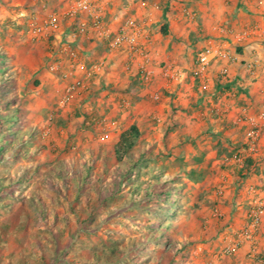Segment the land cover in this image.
Here are the masks:
<instances>
[{"label":"rangeland","instance_id":"rangeland-1","mask_svg":"<svg viewBox=\"0 0 264 264\" xmlns=\"http://www.w3.org/2000/svg\"><path fill=\"white\" fill-rule=\"evenodd\" d=\"M73 1L0 0V119L4 124L0 126V264H71L70 260L74 264H264V213L253 237L243 235L251 210L264 204L259 184L251 181L256 179L254 172L247 174L251 163L247 168L242 165L257 150L258 140L251 149V138L244 133L245 143L238 142L241 150H236L217 141L212 131L198 139L194 152H208L214 144L218 154L233 152L237 157L215 159L208 154L196 162L187 159L192 151L188 144L182 146V139L194 129L186 127L189 117L174 112L182 115L175 122L171 113L161 111L168 101L170 106L178 103L175 99L180 96H172L168 86L181 84L187 74L195 80V75L182 54L178 59L174 55L159 60L156 51L145 47L149 42L145 32L150 28L154 40L161 33L165 38L162 26L173 12V26L182 30L176 31L175 50H188L191 60L207 40L230 43L235 51L240 46L259 59L264 57V0H134L138 13L118 14V22L126 15L140 22L145 50L159 62L156 65L174 60L182 69L179 80L159 84L157 99L150 96L156 89L149 87L159 78L146 82L136 67L127 87L114 86L111 78L128 73L125 62L108 66L111 55L120 50L106 45L96 56L83 48L87 55L82 57L79 45L78 49L68 46L72 37L63 32L74 20L61 18L57 31L31 34V27L49 12L61 17ZM93 1L101 9L103 24L112 0ZM217 24L235 32L255 29L257 33L239 42L223 34L200 37ZM95 32L89 29L79 37ZM98 61H104L102 70L90 76L71 67L77 62L89 67ZM54 65L56 69H51ZM193 65L194 71L195 59ZM218 65L227 62L214 66ZM76 77L82 78L84 86L62 104L66 87ZM131 124L140 130L133 153L139 161L128 181L113 176L116 162L112 164L109 153ZM195 130L200 133L198 127ZM190 164L197 173L188 168ZM262 166L264 160L257 172L264 171ZM234 181L239 183L237 189ZM149 191L154 198L148 199ZM91 205L96 206L93 219H88L92 231L86 232L79 220L90 213ZM154 233L160 235L157 241H141L143 235ZM235 242L236 249L227 253V246ZM68 249V256H63ZM98 254L110 263L95 258Z\"/></svg>","mask_w":264,"mask_h":264},{"label":"crops","instance_id":"crops-1","mask_svg":"<svg viewBox=\"0 0 264 264\" xmlns=\"http://www.w3.org/2000/svg\"><path fill=\"white\" fill-rule=\"evenodd\" d=\"M133 1L134 0L110 1L106 6L107 10L105 11V13L106 16L108 15V17L104 19L105 21L103 23V29L114 31L119 23L115 20V18L118 17V14H129L133 11L134 13H138V10H136V3ZM154 3L157 4L156 2ZM141 6L143 5L141 4ZM172 13L170 12L171 16L173 15ZM139 14L141 16L147 15L144 11H139ZM152 15H154V13H152L151 16ZM167 16L168 18L164 20L166 26L165 38H162L163 34L161 33L159 36H157L156 34L154 40L151 36L152 28H150V31L145 32L149 40V42L145 43V47L147 46L148 50H153L154 53L156 51L155 54H157L156 56L159 60L168 58L169 56H172L171 58H173L174 55L178 59V56L182 54L183 57L185 56L184 59L187 58L188 63L186 62V67L195 75V80H193L194 78H192V76H189V74H187V76H185L187 78H183V82H181V84L168 86L169 89L167 91H170V94L172 93V96L176 93H179L180 96H177V98L175 99L178 103L172 104L173 106H170V101H168V105L163 106L164 112H161L164 114L171 113V116L174 118L175 122L179 121L182 115L176 116L174 112L187 114L189 118L187 119L186 127H192L194 129H189L185 133L184 138L182 139V146L183 144H188V146L191 147L192 154L189 155L188 153L186 154V157L190 161L193 160L195 162L201 159V157L203 159L205 155L208 156V154H210V157H214L215 159H220L223 156L231 158L232 155L233 157H237L236 154H233V152L228 155L218 154V149H216V146H214V144L210 146L208 152L204 151L200 154L194 152V146L198 143V139H203L205 134H210V132L214 131V134L218 137L217 141L226 144H232L233 149L241 150L240 145L245 143L244 141H242L243 134L246 133V136H249V127L251 126V123L248 118L254 117L258 123L262 122L263 125L260 129L262 130V132L261 134L259 133L260 136L259 139H257L258 148H256V151L250 152L248 154V157L251 159V166L248 168L247 174L254 172L253 175L256 179L253 180L251 178V181L256 185L259 184V190H262V194L264 195V171L260 170V172H257L259 170V162L261 160H264V57L262 56L258 59L256 55H248L247 51L241 50L240 52H238L236 50V53L238 54V61L227 63V73L225 75L220 73V65L214 66L213 64H211L206 67V73L200 76L196 74L192 69V67L194 66L193 60L196 58L192 57L191 60L188 50H175V47L177 45L176 38H179V36L176 34V31L181 32L182 30H178V28L176 27L174 28L173 18L168 14ZM125 17H127V15ZM153 21H155V19ZM144 24H146V22ZM152 26L155 30L156 26L154 24H152ZM221 28L225 29V26H221L220 24L214 25L210 28V30H207L209 31L207 32V34H203V36L200 35V37H202L203 40H206L209 37L217 36L218 34L228 35L226 34V32H221ZM69 29V26H67V28H64L63 34L65 36L70 35ZM80 37L77 39L71 38L72 43H70L68 46L76 48L79 45V47L83 51L81 54L82 57L84 56V54L85 56L87 55L83 48L87 50L89 49V51L93 52L96 56V52L103 53V51H105L107 39L101 33L95 32L91 36L88 35ZM158 51L160 52V54H158ZM126 57V50L121 49L120 51H117L115 52V54L111 55V58L108 61V66L114 64L113 62L117 60L121 61L122 63L125 62V64H128ZM131 66L127 71L128 73L122 75L123 78H120V76L118 75L115 79L111 78V81L114 82V86L123 88L129 85V80L133 79V68L136 67V63H131ZM250 66L253 67L251 68ZM108 75H110V73H107L105 75V78L106 76L108 77ZM163 82L164 81L160 78L154 80L149 89L151 90L155 88L157 90L161 85L160 83ZM178 100L180 101V103L182 102V104H180ZM175 107L177 108L175 109ZM190 110L192 111V115L190 114ZM154 111H157V109ZM158 112H160V110H158ZM197 127L200 129L199 131L202 134L196 132L195 128ZM243 129L245 130L242 131ZM233 142L235 143L233 144ZM238 142H240L241 144L239 145ZM243 164L244 162L242 163V165ZM189 167H192V169H194L195 165L190 164L188 165V168ZM233 183L235 189H237L239 183L237 181H234ZM261 185L263 187L262 189ZM251 187L254 188L255 186ZM262 230L264 231V217L261 220V231Z\"/></svg>","mask_w":264,"mask_h":264},{"label":"built area","instance_id":"built-area-1","mask_svg":"<svg viewBox=\"0 0 264 264\" xmlns=\"http://www.w3.org/2000/svg\"><path fill=\"white\" fill-rule=\"evenodd\" d=\"M187 15H193L187 9H184ZM63 16V17H62ZM68 18L74 20L73 24L69 27V34L73 39H77L79 35L85 34L89 29L96 30L98 33L104 35L107 39V45L109 49L126 50L127 62L126 68L129 69L131 63H136V68L140 77L146 82H150L154 77H159L165 82L177 81L182 76V69L179 65L174 62H165L163 64H157L154 62L149 53L145 50L143 38L142 26L132 16L124 17L120 20L117 25L116 31L111 32L103 29L102 24V13L101 9L93 0H74L73 3L61 14V17L55 12H49L44 21L40 24H35L31 27V34L35 37L36 35H47L58 30L60 26V19ZM221 32L232 36L234 41H242L249 35H255L257 32L255 29L251 31L235 32L232 29H220ZM230 43L223 41L207 40L206 44L202 47L201 51L195 59V73L203 75L206 67L214 60L225 61L227 63H233L238 60V54L230 46ZM264 49V46H263ZM71 57H75L74 52L69 53ZM104 61L94 62L92 65L87 67L82 62L72 63L71 67L75 71L81 70L88 76L102 70ZM251 68L253 66H250ZM56 69V66H51V69ZM221 74L227 73L226 65L220 68ZM84 86V82L81 77H76L65 89L62 96L61 103L63 104L70 94L75 90H78ZM152 99L159 97V91L155 90L150 94ZM248 120L251 123L249 129V137L251 143V149L254 148L255 142L259 137V132L262 127V122L258 123L254 117H249ZM240 160V158H238ZM264 213V204H257L256 207L249 213V220L244 228V238L251 239L253 233L256 230L260 218ZM238 246V242H235L226 248V252L230 253L235 250Z\"/></svg>","mask_w":264,"mask_h":264},{"label":"trees","instance_id":"trees-1","mask_svg":"<svg viewBox=\"0 0 264 264\" xmlns=\"http://www.w3.org/2000/svg\"><path fill=\"white\" fill-rule=\"evenodd\" d=\"M165 24H163L162 26V31L165 32ZM202 49V47H201ZM236 50L238 52L241 51V47L240 46H237L236 47ZM220 60H214L210 63L213 64V65H217L218 62ZM4 125L3 124V121L0 119V126ZM140 135V130H139V127L136 125V124H131L129 127H127L125 130H123L120 135H119V138L118 140L114 143V145L112 146L111 150H110V153H109V158H111L112 160V164L113 162H116V164H113L114 166V170H113V176H116L117 174L121 175V176H124L125 179H127L128 181H131V172H132V166H135L137 164V162L139 161V158L138 156L136 157L133 153H134V150H135V147H136V144H137V139ZM246 162V163H245ZM245 162L243 164V167L247 168V165L251 163V159L249 157H246L245 158ZM107 170L105 169L104 172H106ZM137 177H140V175H137ZM97 192H100V187L98 188L97 187ZM148 196V199H152L154 198V195L155 193L149 191L148 193H146ZM163 195L164 196H167L168 195V190L164 188L163 190ZM158 199V198H156ZM135 201V200H134ZM133 204H137L138 205V202H133ZM98 206V204L96 205ZM96 206H92L91 205V211L89 214L85 215L86 217H81L79 222L82 223L83 225V228H86L88 230H86V232H91L92 231V227H90V223L88 221V219L90 218V221L93 219L94 213L93 210ZM140 206V205H139ZM142 207V206H141ZM130 207L126 208V209H129ZM91 215V216H90ZM83 234V232H82ZM79 236V235H78ZM75 237V236H74ZM156 239V241L160 238V235L159 234H151V235H143L142 238H141V241H147V239ZM109 241H112V240H109ZM114 242L118 243V241H115ZM72 245V244H71ZM71 245L69 247V249L71 248ZM69 249L67 250V252L63 255L65 257L68 256V251ZM103 249H105L103 247ZM102 251H105L103 250ZM97 259H99L100 261H104V262H107V263H110V259L106 258L104 259V257H101V255H96ZM113 261H115V259H112ZM68 261V260H67ZM124 261V260H123ZM115 262H118V261H115ZM70 263L71 264H74L72 260H70ZM59 264H66L65 261H62L60 262Z\"/></svg>","mask_w":264,"mask_h":264}]
</instances>
